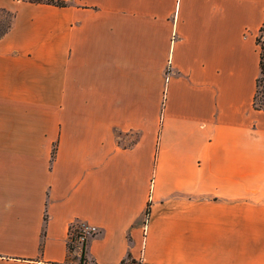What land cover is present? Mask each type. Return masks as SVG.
I'll return each instance as SVG.
<instances>
[{
    "label": "crops",
    "instance_id": "0c3cea01",
    "mask_svg": "<svg viewBox=\"0 0 264 264\" xmlns=\"http://www.w3.org/2000/svg\"><path fill=\"white\" fill-rule=\"evenodd\" d=\"M63 1L0 0V264H264V0Z\"/></svg>",
    "mask_w": 264,
    "mask_h": 264
},
{
    "label": "trees",
    "instance_id": "16d2710c",
    "mask_svg": "<svg viewBox=\"0 0 264 264\" xmlns=\"http://www.w3.org/2000/svg\"><path fill=\"white\" fill-rule=\"evenodd\" d=\"M30 1L32 3H45L56 7H64L67 5V3L63 0H30ZM0 14H5L8 17L6 21H0V38H2L9 31L11 27L13 13L9 12L6 9H0ZM262 31H264V27L261 28V32ZM257 43L260 44L261 50H260V76L257 80V91L254 98L255 103L259 95L261 98H263L264 96V43L261 42L259 37L257 38ZM149 208H150V202L147 204V209L145 211L146 218L149 216ZM70 232L71 235L69 237L68 250L70 253H73V251L77 248V246H73L71 242L73 241L76 242L78 231L77 229L71 228ZM74 259H78V264H98L87 258L85 253V244L82 245L79 256L74 257ZM120 264H140V263L132 259L130 256H128L125 260L121 261Z\"/></svg>",
    "mask_w": 264,
    "mask_h": 264
},
{
    "label": "built area",
    "instance_id": "2783aa9c",
    "mask_svg": "<svg viewBox=\"0 0 264 264\" xmlns=\"http://www.w3.org/2000/svg\"><path fill=\"white\" fill-rule=\"evenodd\" d=\"M263 27H264V25H263ZM262 32H264V31H262ZM260 35H259V38H260ZM262 40H264V38H262ZM71 228L77 229V231H78V235L76 237V243L79 246H82L83 244H85L86 240L89 237L95 235L98 231L95 226H90V225H87L84 223H79L75 227H71Z\"/></svg>",
    "mask_w": 264,
    "mask_h": 264
},
{
    "label": "rangeland",
    "instance_id": "374dc122",
    "mask_svg": "<svg viewBox=\"0 0 264 264\" xmlns=\"http://www.w3.org/2000/svg\"><path fill=\"white\" fill-rule=\"evenodd\" d=\"M7 19H8V17L5 14H0V21H6ZM262 38H264V32H262L260 35V40H261V42L264 43V40H262ZM256 104L259 107H263V98H261L260 95L258 96V98L256 100ZM53 148H56V143H53ZM71 244L73 246H79L75 241L71 242ZM74 257H75L74 254L71 255V261H73L74 264H78V259H73Z\"/></svg>",
    "mask_w": 264,
    "mask_h": 264
}]
</instances>
